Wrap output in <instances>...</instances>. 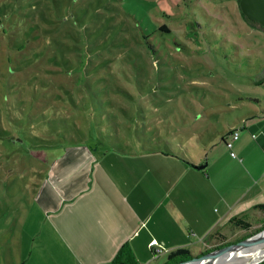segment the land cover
I'll return each instance as SVG.
<instances>
[{"label": "rangeland", "instance_id": "374dc122", "mask_svg": "<svg viewBox=\"0 0 264 264\" xmlns=\"http://www.w3.org/2000/svg\"><path fill=\"white\" fill-rule=\"evenodd\" d=\"M147 15L156 25L167 24L172 32L163 36L156 32L149 38L158 52L151 54L146 71L141 70L143 90L128 86L135 100L111 92L118 104L129 109L126 115L108 106L111 113H118L126 148L134 149L139 142L141 149H169V141L177 151L180 144L189 146L195 161L203 153L212 158L219 146L228 149L222 137L230 135L233 126L243 127L239 118L264 109V25L244 17L239 0H0V78L3 74L5 86L6 79L10 81L7 99L16 105L20 101L25 111L22 123L26 124L13 126L17 143H11L15 153L10 160V154L0 153V264H14V257L17 261L30 243L27 238L40 218L38 208H47L49 214L54 207L50 201L44 205L48 182L55 181L60 169L67 168L69 173L86 159L72 149L83 144L73 141L75 137L80 142V136L55 124L80 122L81 117L73 109L69 93L51 83V71L74 79L75 97L78 103H85L78 91L113 84L97 82L96 78L112 74L107 68H92V62L115 56L120 49L112 50L131 40L133 25L152 32L155 26ZM133 33L141 35L135 28ZM99 91L103 101L108 99V94ZM206 103L214 106L208 108ZM13 108L18 114L20 108ZM89 108L86 105L82 110L86 113L85 132L92 139L85 145L90 149L95 139L94 152L101 153L96 147L105 143L98 133H90V125L105 122L99 128L106 137L113 129L108 127L106 115ZM30 116L36 123L43 122V147L38 145L40 139L32 144L24 140ZM214 146L218 149L209 152ZM3 147L0 144V150ZM85 175L76 179L85 181ZM240 217L242 222L230 221L216 229L193 256L235 244L264 229V209ZM168 259L169 255L154 264H166Z\"/></svg>", "mask_w": 264, "mask_h": 264}, {"label": "crops", "instance_id": "0c3cea01", "mask_svg": "<svg viewBox=\"0 0 264 264\" xmlns=\"http://www.w3.org/2000/svg\"><path fill=\"white\" fill-rule=\"evenodd\" d=\"M259 113L239 118L242 128L233 126L240 130L235 157L219 146L212 158L203 153L200 161L193 160L195 166L207 165L204 169L139 144L127 153L103 147L95 153V139L90 149L88 143L73 146L86 159L69 173L60 169L48 182L44 205L50 201L54 207L49 214L38 208L37 227L14 264H113L126 244L138 264L203 249L216 229L264 206V117ZM81 174L85 181L76 179ZM153 240L164 253L155 254Z\"/></svg>", "mask_w": 264, "mask_h": 264}, {"label": "trees", "instance_id": "16d2710c", "mask_svg": "<svg viewBox=\"0 0 264 264\" xmlns=\"http://www.w3.org/2000/svg\"><path fill=\"white\" fill-rule=\"evenodd\" d=\"M244 16V15H243ZM148 22L152 24L154 27V30L152 32H149L148 30H144L141 26L133 25L130 28V37L131 40L121 46H118V48L112 50L116 52L117 49H120L118 52H116L115 56L113 57H106L103 59L96 58L97 60H94L92 62V68L94 69H105L107 68V71H109L112 76H105V77H98L96 80H99L97 82H101L102 80H107L108 82H111L113 84H108L107 86L105 85L106 89H98L96 91L99 92H104L105 94H108V99L102 100L101 96L99 93L95 91V89L92 86H88L87 92L80 90L78 91L80 94L79 97L85 100V103H78L76 97H75V91L77 88L74 86L76 85V81L72 78H68L67 73L62 72L61 74H58L56 71L53 70L51 71L52 73V84H55L56 86H60L63 89H65L69 93V100H71V105L74 106L73 109H76V113L78 112V115H80L81 120L80 122H75V123H69V122H58L55 124H62L66 129H70L72 134L75 132L80 136V142H77L75 140V137H73V141L75 144L79 143H88L92 141L91 135L89 133L85 132V129L87 127L86 124H84V116L85 112L82 110L85 108V106H90L93 111H96L98 114L106 115L108 119L110 120L109 123L110 125L108 127L112 128L113 130L110 132L109 136L106 137L102 134L100 125L105 123V122H98L96 123L95 127L90 125V133L95 134L98 133L100 137L102 138L101 140L105 143L103 146L104 150L106 152L109 151H117L121 153H127L130 152L129 148L125 147L124 143V138L121 136V122L117 121V115L118 113L115 110H112L114 113H111L108 110L109 107H116L117 109H121L126 115H129L128 111L129 109L124 108V106L118 104L117 99L112 96V93H115L118 97L121 99L125 100H135V96L131 92L128 86L132 85L137 88V90H143V87L141 85V76L143 75L141 73V70L146 71L145 67L148 65V61L151 58V54L157 53L158 50L155 45L151 44L148 42L149 38L152 37L156 32H160L161 36H163L162 33H171L172 29L167 26V24H154L151 20V17L148 16ZM245 17V16H244ZM246 18V17H245ZM247 19V18H246ZM225 21L227 24V21ZM193 27L194 25L191 24ZM133 28L137 29L138 32L141 34L140 36L137 33H133ZM139 36V37H138ZM145 45L144 48L142 46ZM179 46V45H178ZM142 50H141V49ZM140 49V50H139ZM144 49V50H143ZM1 70V69H0ZM1 74V73H0ZM9 73L6 75V78L8 77ZM115 75V76H114ZM146 75V74H145ZM149 77V75L147 74ZM2 80H0V144H2L4 147L3 149L0 150L1 152H5V154L8 157V154H10L8 157H12V153H15V149L12 146V141L13 143H17V133L14 132L13 126H25L26 124L22 123V115L25 114V111L23 108H21L20 101H18V105L16 104H11L10 101L7 99V92L11 87L9 85L10 81L6 79L8 82L7 86H5L4 81V75L2 74ZM125 82L126 84L123 86ZM122 84V85H121ZM197 85H194L196 87ZM143 92V91H142ZM192 95V93H191ZM87 96H89L87 98ZM115 98V99H114ZM250 99V97H248ZM88 101H90V104L88 105ZM97 101V104H96ZM205 102V100H204ZM83 105V107H82ZM14 107H19V113L16 114V112L13 113ZM206 107L212 108L214 105L210 103L205 104ZM82 107V108H81ZM89 108V110H90ZM142 109V108H141ZM88 110V111H89ZM111 110V109H110ZM259 117H264V109L261 110V112L258 114ZM19 118H15L18 117ZM117 118V119H116ZM29 126L27 128V139L24 140H29V143H34L35 140L40 139L42 142L41 144L39 143L38 145H41L43 147V122L36 123L35 122V117L30 116L29 117ZM47 124V123H46ZM50 124V123H49ZM52 125V124H51ZM236 130V129H235ZM234 129L231 130L230 135H224L222 137V140L225 142V144L228 142L229 138L231 137V134L235 131ZM3 131V132H2ZM8 134H4V133ZM10 132V134H9ZM141 143H144L142 139H140ZM138 142V141H137ZM6 144V146L4 144ZM9 143V145H8ZM139 144V142H138ZM17 145V144H16ZM166 145L170 147L169 149H162L161 147H144V151H161L163 154H168V155H175L178 158L183 159L186 161L189 165L194 167V162L193 159H191V148L189 146L186 147L184 144H180L178 147L180 148V151L174 150L173 148L175 145L171 144L169 141L166 142ZM184 145V146H183ZM189 147V148H188ZM132 150V149H131ZM14 155V154H13ZM257 209H264V206H259ZM246 217L247 215H243V217ZM242 217H236L231 220V223H236L237 221H241ZM226 246V245H225ZM217 249V248H215ZM214 250V249H213ZM212 251V250H211ZM208 252V251H206ZM204 254V252L202 253ZM193 254L191 253H179L175 254L169 257V260L167 261L166 264H178L180 262L186 261L191 259ZM113 264H138L137 261L135 260V257L132 253L131 248L129 245H124L120 252L118 253L117 257L115 258ZM260 264H264V261Z\"/></svg>", "mask_w": 264, "mask_h": 264}, {"label": "water", "instance_id": "95a60500", "mask_svg": "<svg viewBox=\"0 0 264 264\" xmlns=\"http://www.w3.org/2000/svg\"><path fill=\"white\" fill-rule=\"evenodd\" d=\"M240 8L243 15L251 22H258L264 25V0H239ZM198 169H204L207 165L195 166ZM264 244V229L256 235L243 239L235 244L226 245L221 248L206 252L199 256H194L189 260L180 262L178 264H212L216 260L223 258L225 254H242L250 248H259V245ZM230 256V255H228ZM264 261H258L251 264H260Z\"/></svg>", "mask_w": 264, "mask_h": 264}, {"label": "bare ground", "instance_id": "6f19581e", "mask_svg": "<svg viewBox=\"0 0 264 264\" xmlns=\"http://www.w3.org/2000/svg\"><path fill=\"white\" fill-rule=\"evenodd\" d=\"M256 247L252 249L250 248L242 254H225L223 258L212 262V264H251L261 261L264 259V244L259 245V248Z\"/></svg>", "mask_w": 264, "mask_h": 264}, {"label": "built area", "instance_id": "2783aa9c", "mask_svg": "<svg viewBox=\"0 0 264 264\" xmlns=\"http://www.w3.org/2000/svg\"><path fill=\"white\" fill-rule=\"evenodd\" d=\"M239 137H240V132L238 130H235L231 134V137L229 138L228 142L226 143L227 147L231 150V155L233 157L236 156V153L233 151L234 142L238 140ZM253 137L256 138V135H253ZM151 247L153 248L155 254H161L165 252V247L162 244H160L157 240H153L151 242Z\"/></svg>", "mask_w": 264, "mask_h": 264}]
</instances>
